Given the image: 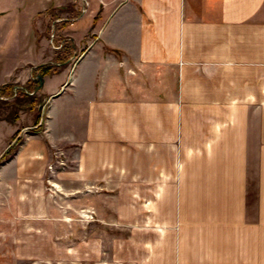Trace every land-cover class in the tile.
<instances>
[{
  "label": "crops",
  "instance_id": "1",
  "mask_svg": "<svg viewBox=\"0 0 264 264\" xmlns=\"http://www.w3.org/2000/svg\"><path fill=\"white\" fill-rule=\"evenodd\" d=\"M86 1L64 68L35 90L58 94L46 131L1 161L41 107L0 119V264L10 214L43 212L55 149L69 180L114 185L83 194L87 229L109 213L115 230L109 259L84 251L88 264H264V0ZM61 2L0 0V87L52 65L40 14Z\"/></svg>",
  "mask_w": 264,
  "mask_h": 264
},
{
  "label": "rangeland",
  "instance_id": "2",
  "mask_svg": "<svg viewBox=\"0 0 264 264\" xmlns=\"http://www.w3.org/2000/svg\"><path fill=\"white\" fill-rule=\"evenodd\" d=\"M84 0H63L65 10L49 7L40 16L46 18V36L49 47L53 52L52 70L46 75L59 73L62 65L68 59L72 42L63 34L65 25L74 22L82 14ZM86 1V0H85ZM53 35L55 37L53 38ZM54 46L58 47L55 49ZM70 44V46H69ZM77 58L71 62L75 65ZM50 65V64H48ZM41 77V76H38ZM44 78V77H42ZM38 81L39 78H37ZM38 83L32 85H12L0 87V119L16 120L22 115V110L36 109V114L41 107V117L35 116L34 129H29L24 137H17L15 143L1 161L8 160L16 153L24 139L30 135L42 134L48 128V112L50 102L48 96L38 95L35 90ZM1 97L3 99H1ZM34 108V109H33ZM65 151L55 149L53 160L47 167L45 179L46 204L42 206L43 212L37 215L26 213L23 215L10 214L11 221L20 223V228L10 230L11 236V260L9 264H88L83 261L84 251L92 255H100L101 259H109V253L115 239L113 229V215L106 213L104 219H100L106 229H87L84 225L88 213L95 208L83 206V194H114L113 183H105L99 186L85 187L81 182H73L66 178L67 171H77L76 165L72 167ZM73 168V169H72ZM114 198L105 197V201ZM28 210V206L26 208ZM92 215L94 213H91ZM95 216V215H94ZM97 221V216H95ZM93 221V218H91ZM120 232V231H118ZM122 236L129 237L130 231L122 230ZM86 247V250H84ZM111 262V261H110ZM108 264V261H102Z\"/></svg>",
  "mask_w": 264,
  "mask_h": 264
},
{
  "label": "trees",
  "instance_id": "3",
  "mask_svg": "<svg viewBox=\"0 0 264 264\" xmlns=\"http://www.w3.org/2000/svg\"><path fill=\"white\" fill-rule=\"evenodd\" d=\"M69 46H70V44H69ZM52 68H53L52 65H46V66H42V67H40V68L38 69V71H39V76H41V77L46 76L47 72H49L50 70H52ZM36 82H37L38 85H39V81L36 80ZM9 151H10V149H9ZM9 151H8L7 153H9Z\"/></svg>",
  "mask_w": 264,
  "mask_h": 264
},
{
  "label": "built area",
  "instance_id": "4",
  "mask_svg": "<svg viewBox=\"0 0 264 264\" xmlns=\"http://www.w3.org/2000/svg\"><path fill=\"white\" fill-rule=\"evenodd\" d=\"M84 2V8H83V10H82V13H84L85 12V7L87 6V1H83ZM55 37V35H53V38ZM51 43L53 44V41H51ZM53 47L55 48V49H58V47H56V46H54V44H53ZM1 99H3L2 97H1Z\"/></svg>",
  "mask_w": 264,
  "mask_h": 264
},
{
  "label": "water",
  "instance_id": "5",
  "mask_svg": "<svg viewBox=\"0 0 264 264\" xmlns=\"http://www.w3.org/2000/svg\"><path fill=\"white\" fill-rule=\"evenodd\" d=\"M39 78V80H40V82H41V85H43V78L42 77H38ZM64 90V89H63ZM58 95V94H57ZM57 95H54V96H52L50 99H49V102L55 97V96H57Z\"/></svg>",
  "mask_w": 264,
  "mask_h": 264
}]
</instances>
